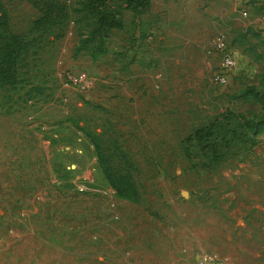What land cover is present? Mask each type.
<instances>
[{
  "label": "rangeland",
  "instance_id": "374dc122",
  "mask_svg": "<svg viewBox=\"0 0 264 264\" xmlns=\"http://www.w3.org/2000/svg\"><path fill=\"white\" fill-rule=\"evenodd\" d=\"M33 1L2 0L28 38ZM62 1V28L39 36L18 80L0 86V264H192L206 253L264 264V127L253 146L246 127L264 105L241 96L264 90V8L151 0L136 12L114 0L123 27L91 36L84 0ZM219 35L236 60L225 84L211 80ZM66 71L90 85L65 84ZM225 115L224 158L185 146L195 126ZM77 125L129 173L132 194H114Z\"/></svg>",
  "mask_w": 264,
  "mask_h": 264
},
{
  "label": "trees",
  "instance_id": "16d2710c",
  "mask_svg": "<svg viewBox=\"0 0 264 264\" xmlns=\"http://www.w3.org/2000/svg\"><path fill=\"white\" fill-rule=\"evenodd\" d=\"M114 0H84V8L93 16V24L90 28L91 36L96 35L107 28H122L124 22L117 8H114ZM39 9V14L32 20L31 30L35 35L26 37L22 32L11 28L7 10L0 0V86L11 84L18 80L17 68L20 60L31 44H35L39 36L49 32L51 27L62 28L68 16L67 5L62 0H34ZM151 0H124V7L136 12L150 10ZM61 32V31H59ZM58 34V33H56ZM61 35L59 33L56 36ZM241 96L253 97L264 105V90H258L254 85H248L242 90ZM229 117L225 115L222 120L214 119L208 123L195 126L183 139L185 146L191 141L196 142L202 151L209 152L213 160L224 158L225 150L229 146V138L224 133L220 139L216 134L225 131L223 124ZM251 130V145L256 144V135L264 127V108L258 119H246ZM89 138L93 145L96 160L109 186L116 196L126 197L134 192L133 182L128 172H119L112 169L107 156L101 148L98 135L91 129L77 125ZM234 133L233 129H229ZM227 150V149H226Z\"/></svg>",
  "mask_w": 264,
  "mask_h": 264
},
{
  "label": "built area",
  "instance_id": "2783aa9c",
  "mask_svg": "<svg viewBox=\"0 0 264 264\" xmlns=\"http://www.w3.org/2000/svg\"><path fill=\"white\" fill-rule=\"evenodd\" d=\"M214 45L218 53V64L211 75V80L216 84H225L228 81L229 73L236 67V60L232 50L228 47L223 36L219 35L214 40ZM64 83L73 84L79 87L90 85L91 79L84 71H66ZM192 264H219L215 253L198 255Z\"/></svg>",
  "mask_w": 264,
  "mask_h": 264
},
{
  "label": "crops",
  "instance_id": "0c3cea01",
  "mask_svg": "<svg viewBox=\"0 0 264 264\" xmlns=\"http://www.w3.org/2000/svg\"><path fill=\"white\" fill-rule=\"evenodd\" d=\"M244 1H247L248 3V6H252L253 7V9L255 10V8L257 7V5H259L258 7L260 8V7H263L264 8V0H244ZM261 4V5H260ZM255 7V8H254ZM256 16V15H255ZM254 16V18L253 19H251V20H253L252 22H254V24H253V26H254V30L256 31L257 29H256V24H258V19H259V17H255ZM262 18H264V17H261V20H264V19H262ZM264 22V21H263Z\"/></svg>",
  "mask_w": 264,
  "mask_h": 264
}]
</instances>
